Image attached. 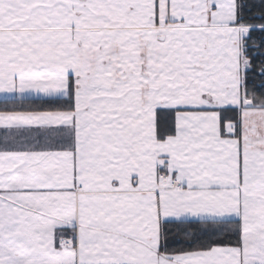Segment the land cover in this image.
Returning a JSON list of instances; mask_svg holds the SVG:
<instances>
[{"label":"snow or ice","instance_id":"obj_1","mask_svg":"<svg viewBox=\"0 0 264 264\" xmlns=\"http://www.w3.org/2000/svg\"><path fill=\"white\" fill-rule=\"evenodd\" d=\"M252 7L0 0V264H264Z\"/></svg>","mask_w":264,"mask_h":264},{"label":"trees","instance_id":"obj_2","mask_svg":"<svg viewBox=\"0 0 264 264\" xmlns=\"http://www.w3.org/2000/svg\"><path fill=\"white\" fill-rule=\"evenodd\" d=\"M249 4L250 5H256V7H252L250 8V11H251V15L252 17L254 18L252 20V22L254 23H261V22H264V21H261L259 19V13H260V8H259V5L261 4V0H248ZM260 36L259 32L257 31L255 34H254V39H258ZM259 60L260 58L258 57L257 58V63H259Z\"/></svg>","mask_w":264,"mask_h":264}]
</instances>
